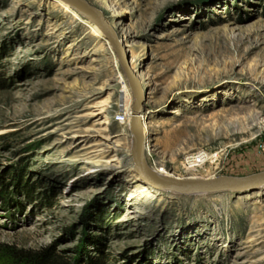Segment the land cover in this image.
<instances>
[{"label": "rangeland", "instance_id": "1", "mask_svg": "<svg viewBox=\"0 0 264 264\" xmlns=\"http://www.w3.org/2000/svg\"><path fill=\"white\" fill-rule=\"evenodd\" d=\"M85 1L146 91L152 169L264 171V0ZM92 26L61 0H0V264L41 248L70 264H264V184L184 193L134 171L131 90ZM198 148L216 164L187 169Z\"/></svg>", "mask_w": 264, "mask_h": 264}, {"label": "water", "instance_id": "2", "mask_svg": "<svg viewBox=\"0 0 264 264\" xmlns=\"http://www.w3.org/2000/svg\"><path fill=\"white\" fill-rule=\"evenodd\" d=\"M69 4L83 10L94 21L106 38L110 48L124 74L125 80L131 90L132 103L129 113L130 145L129 153L134 171L147 183L165 187L171 186L182 190L213 191L220 189L242 190L264 184V171L251 173L244 176L217 175L207 177L173 176L155 174L146 162L143 148V132L141 126V111L143 108V90L139 77L128 61V54L123 44L119 41L113 28L106 23L99 10L84 0H64Z\"/></svg>", "mask_w": 264, "mask_h": 264}, {"label": "bare ground", "instance_id": "3", "mask_svg": "<svg viewBox=\"0 0 264 264\" xmlns=\"http://www.w3.org/2000/svg\"><path fill=\"white\" fill-rule=\"evenodd\" d=\"M62 2H64V3H66V4H68L70 7H72L73 9H75V10H77L78 12H81V13H83L92 23H93V26H92V29H93V32L94 33H98L99 31H101L100 30V28L97 26V24L94 22V21H92L91 19H90V17L89 16H87V14L83 11V10H81L80 8H78V7H75V6H73V5H71V4H69L68 2H66V1H64V0H61ZM85 1V0H84ZM86 2V1H85ZM87 3V2H86ZM110 7H111V4H107L106 6H105V8H104V11H109V9H110ZM99 12H100V10H99ZM100 14H101V17L103 18V20L105 21V15H104V13L102 12H100ZM111 26V25H110ZM112 27V26H111ZM114 28V27H113ZM114 30V29H113ZM115 31V30H114ZM101 33H102V31H101ZM116 33V32H115ZM103 34V33H102ZM117 35V34H116ZM118 37V36H117ZM119 39V38H118ZM119 41H120V39H119ZM121 42V41H120ZM125 51H126V49H125ZM127 52V51H126ZM142 86V85H141ZM142 90H143V96H144V98H145V94H146V91H145V93H144V89H143V87H142ZM142 111H143V108H142ZM142 111H141V126H142V132H143V138H144V141H143V148H144V151H145V135H146V131H147V127H148V125H147V123H146V121L145 120H143L142 118H143V116H142ZM124 113H125V117H126V121L128 120V113H129V110H128V107L126 106V109L124 110ZM128 115V116H127ZM217 152H218V150H214V151H208V150H206V149H204V148H198V149H196V150H194V151H192L191 153H189V154H187V155H185L184 156V160H183V162H184V164H185V166H186V168L187 169H189V165H191L192 164V166H195L194 168H197L198 167V165L199 164H202V163H204L205 161L207 162V163H212V164H216V162H215V160H216V158H217ZM207 153H209L210 155H211V157H209V158H206V159H203V161H201V163L200 162H198V158H197V156L196 155H204V154H207ZM151 168V167H150ZM151 170L155 173V174H161V175H168V174H162V173H157L154 169H152L151 168ZM261 185V184H260ZM259 186V185H258ZM154 187H157V186H154ZM157 188H167V189H174V190H177V191H180V192H184V193H198V192H208V191H193V190H190V191H188V190H182V189H178V188H176V187H171V186H165V187H157ZM220 190H225V189H220ZM226 190H229V189H226ZM216 191H218V190H216Z\"/></svg>", "mask_w": 264, "mask_h": 264}, {"label": "trees", "instance_id": "4", "mask_svg": "<svg viewBox=\"0 0 264 264\" xmlns=\"http://www.w3.org/2000/svg\"><path fill=\"white\" fill-rule=\"evenodd\" d=\"M10 264H70L67 259H64L57 254H54L46 248L37 250L24 251L22 253H14L10 256ZM73 263V262H72ZM71 263V264H72ZM77 264V262H75ZM87 264H98L97 262H87Z\"/></svg>", "mask_w": 264, "mask_h": 264}, {"label": "built area", "instance_id": "5", "mask_svg": "<svg viewBox=\"0 0 264 264\" xmlns=\"http://www.w3.org/2000/svg\"><path fill=\"white\" fill-rule=\"evenodd\" d=\"M113 118L118 119V120H126L124 109L115 111L113 114ZM183 160H184V157H183Z\"/></svg>", "mask_w": 264, "mask_h": 264}]
</instances>
